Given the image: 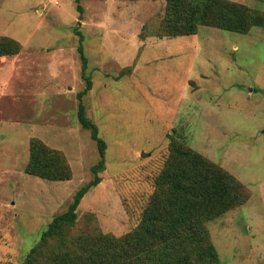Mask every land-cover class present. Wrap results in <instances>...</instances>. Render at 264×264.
<instances>
[{
	"label": "rangeland",
	"instance_id": "1",
	"mask_svg": "<svg viewBox=\"0 0 264 264\" xmlns=\"http://www.w3.org/2000/svg\"><path fill=\"white\" fill-rule=\"evenodd\" d=\"M226 1L264 15V0ZM166 17V0H0V37L22 47L0 58V264H22L95 180L69 234L131 232L173 145L241 186L242 204L206 223L219 264H264V27L171 36ZM33 138L69 180L25 172Z\"/></svg>",
	"mask_w": 264,
	"mask_h": 264
},
{
	"label": "trees",
	"instance_id": "2",
	"mask_svg": "<svg viewBox=\"0 0 264 264\" xmlns=\"http://www.w3.org/2000/svg\"><path fill=\"white\" fill-rule=\"evenodd\" d=\"M166 2L164 28L171 36L195 35L200 26L238 34L264 27V15L234 2ZM21 48L16 40L0 37V58L16 56ZM87 85L86 90L89 81ZM77 118L81 127L91 133L103 157L105 144L87 119L81 102ZM29 151L25 168L28 175L51 181L69 180L70 170L60 152L35 138L30 141ZM97 182L81 187L67 211L53 217L22 264H219L206 223L244 201L238 203L241 186L226 172L190 149L173 145L136 228L119 238L100 234L72 237L69 228L76 222L79 201Z\"/></svg>",
	"mask_w": 264,
	"mask_h": 264
},
{
	"label": "water",
	"instance_id": "3",
	"mask_svg": "<svg viewBox=\"0 0 264 264\" xmlns=\"http://www.w3.org/2000/svg\"><path fill=\"white\" fill-rule=\"evenodd\" d=\"M141 156L143 157V156H144V154H141Z\"/></svg>",
	"mask_w": 264,
	"mask_h": 264
}]
</instances>
